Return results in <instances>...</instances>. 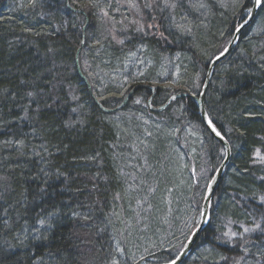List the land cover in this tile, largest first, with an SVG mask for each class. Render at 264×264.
I'll list each match as a JSON object with an SVG mask.
<instances>
[{
	"label": "trees",
	"instance_id": "16d2710c",
	"mask_svg": "<svg viewBox=\"0 0 264 264\" xmlns=\"http://www.w3.org/2000/svg\"><path fill=\"white\" fill-rule=\"evenodd\" d=\"M47 1L42 0L33 7L38 13V17L44 22L35 30V33L42 27H47L57 30L58 36L48 42L37 41L33 45L34 52L26 45H22L18 51L13 50L8 55L0 54V98L3 99L4 95L7 99H14L16 96L26 97L29 93H33L28 96L36 99L37 102L28 104L26 107L25 121L30 119L28 117L31 114L38 113L48 121L51 134L54 137L65 136L67 132L73 135L75 129L72 123L63 121V119L69 120L74 116L72 111H67L72 98H75V109L86 111V113L91 111L90 106L82 99L86 93L93 94L90 100L92 108L96 110H99L96 105L98 103L93 97L97 98L102 105L120 106L126 94L130 92L131 87L129 86L140 84L128 82L134 78L125 77H132V71L135 68L147 70V63L152 61L159 72L153 78H146L142 83L153 86L154 89L136 92L134 96L140 99L139 105L141 106L136 108L135 100L131 97V101L124 105L122 112L130 114L131 117L136 116L137 121L143 118V124H145V128H148L149 133L142 128H136L137 133H134L131 128L123 127L112 132L107 131L103 136L111 138L116 143L118 141L115 137H119L120 130V132L123 131V138L128 139L132 133L133 139L137 136V139L142 141L146 139L147 133L153 135L151 134L153 133L152 129L159 130L156 142L158 141L163 152L157 156L159 144L150 143L149 150L145 147L139 157L144 159L154 157L153 160L158 163V168H162L160 170L161 177H149L152 172H155L150 167L142 169L131 163L128 164V170L125 173H119L116 169L110 170L108 167L98 168L101 175L99 182L102 184L101 192L114 189L115 187L111 186L116 180L119 184L131 189L138 191L141 189L139 193L144 192L143 190L150 188L151 185H156L153 197L148 199V195L146 201L155 207V216L159 222L166 218L167 212L170 210L169 218L172 219L173 224L175 223L174 225H177L176 228L185 241L191 233L195 221L190 219L185 224L189 228L184 229L187 235L184 238L179 230L182 215L178 203H188L187 210L192 212L196 210L197 213H199V203L189 199L186 190L178 185L176 177L179 172L169 162L170 160L178 161L177 156L184 153L191 158L201 159V164L197 163L196 168L189 170L195 176V173L199 171L198 166L202 169L219 166L224 151L211 135L204 134L202 130L198 129L201 126L191 124L195 129L188 126V120L192 121L193 119L200 122L198 115L188 118L183 110L190 108L192 111L198 112L197 104L193 100L179 98L177 101L169 103L164 110L153 111L149 107L148 99L153 96L152 106L159 107L164 105L169 97L177 94L199 95L212 59L223 51L235 29L245 21L243 6L244 4L245 6L249 5L252 0H193L180 10L165 7L163 0H125V5L129 6V9H120L116 3L118 0H111L109 4L116 7L113 17L118 19L119 23L122 21L125 32H127L126 28L128 29V32L119 39L129 41L127 45L130 50L129 52L122 50L120 54L125 61L124 67H112L111 73H108L110 68L98 57L86 63L83 57L82 64L85 63L83 74L86 76V81L78 75L75 69L64 68L69 48H74L81 38L80 28L77 24H72L71 15L59 14L54 17L50 7L46 4ZM132 2L137 4L139 10L130 7ZM145 3H151L152 8H145ZM3 5V0H0V8ZM189 8L190 11H187ZM13 12V8L9 9L6 16L11 18ZM128 16L134 17L129 20ZM89 17L90 25L87 32L100 31L97 28V20L104 16L99 19L98 14ZM135 17L151 21L153 27L149 28L139 21L133 23ZM110 22L116 24L115 20L111 18ZM172 25H176L179 30L171 31L170 26ZM138 27H143L144 31H136ZM131 28L134 29V35L130 32ZM100 32L104 33L103 30ZM10 36L19 40L23 37V33L16 28L10 33ZM111 45L118 46L114 43ZM182 56H186L187 59ZM189 61L192 67L185 71V63ZM162 68H164V72L160 74ZM31 70H41L42 72L37 74L39 78H23L30 74ZM166 71L169 72V75H165ZM175 72L178 73L179 78H174ZM197 72L201 73L202 78H198ZM102 75H106L108 78H102ZM60 95L65 97V103H62L59 109L51 111L47 110L48 105H42L44 96L53 98ZM3 102L6 106L11 104L8 100ZM212 102L217 105V108H210ZM187 103L192 105L188 107ZM131 104H133V108H131ZM206 110L217 130L231 147V162L227 166L226 172L230 169L234 170V165L231 164L237 162L238 166L247 168L244 170L250 174L256 186L264 185V180L257 181L253 175L254 170H260L264 175V144L262 140L264 135V0L255 18L251 19L250 23L241 31L233 51L217 65L206 95ZM100 115L104 118L101 113ZM92 116L93 114L89 117L92 118ZM89 117L84 119L81 117V121L85 123ZM25 121L21 119L23 125H30ZM102 126L105 127L104 124ZM165 133L176 135V137L167 142L163 137ZM25 134L29 133H24L22 128L13 133L0 129L1 229L6 222L10 223L7 232L0 231V264H112L113 260H119L120 264H139L137 259L125 262L121 256H118L113 246H105L98 242V237L111 232V225L105 226L101 230H94L95 224L100 223L106 214H109L114 220L125 218L123 221L131 228L134 227L130 222V218L133 217L132 211L127 213L124 210L125 203L132 199L131 193L122 195V206L114 208L110 206L107 199H98L97 191L94 190L93 196L89 200L90 203L80 201L78 206L81 210L86 209L87 205L94 207L96 219H87L83 226L77 225L74 229H71L66 223H59L45 245L39 244L36 247H24L23 245V247L14 249L16 245H19L20 238H23L24 233L36 228L31 212L34 210L42 212L43 198L52 197L50 186L53 184L63 186L59 174H64L62 172L64 169L44 147L34 146L32 149H28L25 162L22 164L18 161ZM80 139L85 140L81 136ZM6 144L11 145L12 149L14 148L13 156L6 151ZM68 145L62 142L60 148L64 150ZM171 151H175L174 154ZM257 152L260 153L259 156L256 155ZM130 154L132 152H129L128 155L130 156ZM38 159L41 160L40 167L35 162ZM205 159L210 163H205ZM101 164L102 162H98L96 165L100 166ZM55 180L57 181L55 182ZM160 180H162L161 186L163 185L167 190L164 192L165 196L162 192L159 193L161 187H158V181ZM208 182L207 177L199 180L202 188L206 187ZM119 184L117 183V185ZM222 189L239 194L237 187L228 182H222ZM61 195L64 198L73 197L65 190ZM216 195L217 193L212 208L214 214L216 213ZM184 209L185 207L182 211ZM136 217L146 221V233L154 237L152 222L138 213ZM213 226L220 237L215 239L214 235H209L207 226L201 235L203 238L201 242L206 243V247L209 249L217 245L227 250L228 254L231 253L230 248L234 242L240 243L246 235H249L248 232H243L238 224L230 225L223 233L215 219ZM232 232L237 235L230 236ZM226 233L229 235L224 237L223 234ZM177 245L178 242H174L172 243L173 247L163 248V256H160L162 257L160 261H149L145 264L169 263L176 258V255L171 257L172 251L175 248H179L178 251H180V247ZM257 247L264 254V244L260 245L255 242L251 249H257ZM48 249L51 251H47ZM204 252H200L201 254L197 256L193 254L180 264H215V259L210 258L206 251ZM221 257L224 256H220L219 259Z\"/></svg>",
	"mask_w": 264,
	"mask_h": 264
},
{
	"label": "bare ground",
	"instance_id": "6f19581e",
	"mask_svg": "<svg viewBox=\"0 0 264 264\" xmlns=\"http://www.w3.org/2000/svg\"><path fill=\"white\" fill-rule=\"evenodd\" d=\"M41 1L42 0H3L4 5L0 8L1 55H8L13 50L18 51L22 45H26L34 52L33 45L36 44L37 41L40 40L48 42L58 36L57 30L47 27H42L35 33V30H37L39 26L44 23L43 20L38 17V13L33 8ZM192 1L193 0H169V3H175L176 6L173 10H180ZM110 2L111 0H91L89 2L88 0H48L46 2L54 17H57L59 14L71 15L72 24H77L80 28L81 38H79L74 48H69V55L64 61V68L69 67L75 69L78 75L82 78L85 77L83 74V71H85V63L88 61L90 62L95 57H98L110 68L108 73H111L112 67L122 68L125 65V61L120 54L122 50L129 52L130 49L127 45L129 41H124V44L119 43V41L121 37L128 32V29L126 28L127 32H125V26L122 23H119L118 19L113 17L116 7L110 5ZM262 2L263 0H252L249 5L245 6L244 4V20L254 19L262 5ZM116 3L120 9H129V6L125 5V0H118ZM11 8L14 9V12L11 18H9L6 16V12ZM187 11H190V8ZM105 13H107V15H105ZM96 14H98V19L99 17L104 16V18L97 20V28L100 29V31L103 30L104 33L99 30L92 31L90 33L87 32L90 25L89 16ZM171 14L173 15V12ZM133 17L134 16H128V19L130 20ZM110 18L115 20L116 24H112L110 22ZM134 21H139L141 24L146 26L152 25L151 21L144 20L139 17H135ZM16 28L21 30L23 33V37L19 40L10 36V33ZM170 30L178 31L179 29L176 25H172L170 26ZM130 32L134 35L133 28L130 29ZM30 36H34L36 38H32ZM111 43L118 46L116 47L111 45ZM83 57L85 59L84 64H82ZM182 57L187 59L186 56ZM147 66V70H139L135 68L132 71V77H125L134 78L128 82L140 83L135 86H129L131 87L130 92L126 94V100L128 102L131 101V97H133V100H135L134 106L136 108L141 105H139L140 99H137L134 94L139 90H142L143 92L153 90V86H148L142 82L146 80V78H153L159 72L158 68H156V65L152 61L147 63ZM191 67L192 65L190 61L185 63V71H188ZM216 67L217 66L210 68L209 70L207 69L205 81L208 79V76L214 74ZM30 72V74L25 75L23 78H39L37 74H40L42 71L31 70ZM163 72L164 68L161 69L160 74H163ZM165 75H169V72L166 71ZM197 76L198 78H202L200 72H197ZM102 78L108 77L106 75H102ZM174 78H179L177 72L174 73ZM91 95L93 96V94ZM91 95L86 93L82 97L83 101L91 108L89 113H86V111L76 110L74 98L71 99L68 104L67 111H72L74 116L69 120L63 119V121L72 123V126L75 129V134L72 135L67 132L65 133V136L61 137H54L51 134L48 121H46V119L41 117L38 113L31 114V116L28 117L30 119L27 120V122L30 125H23V123H21V119L24 121L26 119V107L28 104L37 102L36 99L31 98L28 95L26 97L23 95L16 96L14 99H7L6 96L3 95V99L0 98V129L13 133L14 131H20L22 128L24 133H29L28 135L25 134V139L22 141L18 161L23 164L26 160L28 149H32L34 146H42L50 152L52 156H54L55 160H57L64 169V171H62L64 174H59L61 180L63 181V186L56 184L50 186V195L52 197L47 199L43 198V204L41 206L42 212H38L36 210L31 212L33 216L32 218L35 220L36 228L32 231L30 230L29 232L24 233L22 235L23 238H20L19 245H16L14 249L23 247V245L24 247H36V245L39 244L45 245L46 241L50 239V234L54 233L59 223H66L69 227H71V229H74L77 225L83 226L87 219H96L94 207L87 205L86 209L81 210L78 206L80 201H83L84 203L87 201L90 203L89 200H91V196H93L95 190L97 191L98 199H107L108 202H110V206L114 208L122 206V195L131 193L132 195L130 196L134 201L132 204H134L137 213L145 219L150 220L154 226L152 229L154 233L153 237L152 235H146L144 230H136L139 227V223L131 221V218L130 222L134 225L132 228L123 221L125 218L114 220L109 214L104 215L103 220L100 223L95 224L94 230H101V228L111 225V232L98 237V242L105 246H113L118 256H121L127 263L128 261L134 259L139 260V264H145L149 261H160L162 259L160 256H163L162 249L167 246L173 247L171 241H164L166 233H169V235H177V247H180V252L178 254H181L183 249L186 247V244L190 241L192 234L199 228L198 237L188 248L185 259L193 256V254L197 256L198 254L200 255L206 251V253L210 255V258L215 259V264H264L263 251H261L259 247L254 250L251 249L252 244L255 242L260 245L264 244V231H261V229H264V204H262L259 199L261 196H264V185L256 186V183L252 181L250 174L245 171L247 168L238 166L237 162L231 164L234 165V170L230 169L226 172V167L221 182L213 188L210 186V182L218 172V168H221V166L213 167L211 169H200L194 176L189 170L196 168L197 163L201 164V159L191 158L184 153L177 156L178 161L170 160L169 164L174 165L179 172L176 177L178 185L186 190V194L189 199L194 201L196 200L197 203H199V213H197L196 210L194 212L190 210L188 211V203L184 204V202H182L178 204L179 211L181 210L182 215L179 230H181L184 238L187 237L184 225L190 219L195 221L193 229L185 241L181 236L180 231L176 228L177 225H174L175 223L173 224L172 219L169 218L171 215L170 210L167 212L166 218H163L160 222L157 220L155 216V207L146 201L147 194L145 190H143L144 192L141 196L139 194L141 189H139V191L131 189L128 186L119 184V182L115 179L117 182L113 180L114 185L111 186L115 187L114 189H108L101 192L102 184L99 182V177L101 175L98 171V168L101 167H108L110 170L116 169L119 173H125L128 170V164L133 163L135 166L142 169L144 167H150V169L155 171L152 172L151 175L148 174L149 177H161L160 170L162 168H158V163L153 160L154 157L151 159H144L136 156L138 155L136 152H144L141 149L142 147H147L149 150V144L156 143L155 140L159 136L158 133H160V131H157L156 129L154 131V129H152L151 131L153 133L151 134L153 135L150 136L152 139L147 136L148 138L146 137V139L140 141L137 139V136L133 139L131 137L132 133L129 135L128 139L123 138V131L120 132L119 130V137H115L118 142L114 143L111 138L103 136L107 131L112 132L123 127L131 128L134 133L136 132V128L145 129L147 132L149 130L147 127L145 128L143 118L137 121L138 118L136 116L133 115V117H131L130 114L122 113L124 111V106H105L102 105L97 98L93 97L95 102L97 101L99 104H96L99 110L92 108L90 100L92 99ZM198 97L199 95L197 94H177L169 97L166 103L159 106L158 109L164 110L167 108L169 103L175 102L179 98H189L193 100L197 104L198 112H194L190 108L182 109L186 112L188 118L198 115L200 122L193 119L192 121L188 120V126L192 129L195 128H193L191 124L194 126H201L198 129L202 130L204 134L211 135L221 145V143L214 137L216 136L215 133L212 132L207 125V119L210 117L209 114L201 113L202 110L198 106L199 103H197ZM64 99L65 97L62 95L53 98L44 96V98H42V105H48L47 110L55 111L60 108L62 103H65ZM152 99L153 96L148 100L152 101ZM7 100L11 103L9 106L4 105L3 102ZM187 105L190 107L192 104L187 103ZM203 105L206 107V102H204ZM134 106L131 104V108ZM212 107L217 108V105L212 102V106H210V108ZM100 113L104 118L101 117ZM91 114H93L92 118L89 117ZM81 117L83 119L89 117V119L83 123L81 121ZM103 124L105 127L102 126ZM153 127L157 128L155 126ZM55 134H57V131H55ZM80 136L85 140L82 141ZM163 137L167 140V142H170L176 137V135L173 136L165 133L163 134ZM262 140L264 144V135ZM62 142L69 144L64 150L60 148ZM10 146L11 145L6 144L5 149L13 156L14 148L12 149ZM129 152H132L130 156L128 155ZM205 160V163H210L207 159ZM222 161L225 162L226 165H229L231 162V160L227 159L226 152L223 155ZM35 162L38 164V167L41 166L40 159ZM98 162H102V164L97 166L96 164H98ZM212 169L214 170L212 171ZM253 175L257 181L264 180V175L260 170H254ZM204 177H207L209 182L206 187L202 188L199 180H202ZM56 181L57 180H55V182ZM223 181L228 182L231 185H235L239 194H235L231 190H223ZM117 183L119 185H117ZM151 187L153 186L151 185ZM208 189L213 192L212 202L208 208L207 219L204 226L200 228V223L202 221L201 215L204 213L203 206ZM64 190L67 194L73 196L71 197L72 199L67 197L64 198L61 195ZM216 193V213L214 214L212 213V208ZM183 207H185V209L182 211ZM165 219H168V221H164ZM214 219L216 220L222 233L232 224H238L242 230H244V228H254L256 224H259L260 229L248 232L249 235H246L240 243L233 241L234 244L230 248L231 253L228 254L227 250L222 249L217 245L214 248L209 249L206 247V243L201 242L203 240L201 235L207 226L209 229V235H214L215 239L220 237V234H217V230L213 226ZM41 220H44L45 223L41 224ZM9 225L10 223L6 222L5 225L2 226V229L0 226V231L2 230L3 232H7ZM98 235L100 234L98 233ZM162 245L164 246L161 247ZM118 248H122L124 251L121 253L117 251ZM147 248L152 249L154 254L145 256ZM47 251L51 250L48 249ZM220 256H224L227 259H219ZM141 257H143V259H141ZM182 262L183 261H181V263Z\"/></svg>",
	"mask_w": 264,
	"mask_h": 264
},
{
	"label": "water",
	"instance_id": "95a60500",
	"mask_svg": "<svg viewBox=\"0 0 264 264\" xmlns=\"http://www.w3.org/2000/svg\"><path fill=\"white\" fill-rule=\"evenodd\" d=\"M251 21V19H249V21L247 23H249ZM245 27V24H243L234 34V37L232 39V41L230 42V44L228 45V47L225 49V51L218 57V59H214L211 62V65L209 67L213 68L215 67L220 61H222L223 59H225L231 52V50L234 48L237 38L239 37L241 31L243 30V28ZM211 76H208V79L205 81L203 90H202V94L200 96V99L198 100L199 103V107L201 108V113L206 114V110H205V106L203 105L205 102V96H206V92L207 89L209 87L210 81H211ZM208 125V124H207ZM224 147L225 151H226V156L227 159L230 160L231 158V149H230V145L221 137V136H214ZM221 168H218V172L215 174L214 178H212L211 182H210V186H212L213 188H215L222 179V176L224 175L225 169L227 167L225 162H222L220 164ZM207 196L205 197V201H204V206H203V212L207 213L208 208L210 207V204L212 202V196H213V192L211 190L208 189V192L206 194ZM207 218L202 219L201 223H200V228L204 226V223L206 221ZM199 234V228L192 234L190 241L186 244V247L183 249V251L181 252V254L178 256L179 259H177V264L181 263V261H183L185 259V255L188 251V248L192 245V243L194 242V240L198 237Z\"/></svg>",
	"mask_w": 264,
	"mask_h": 264
},
{
	"label": "rangeland",
	"instance_id": "374dc122",
	"mask_svg": "<svg viewBox=\"0 0 264 264\" xmlns=\"http://www.w3.org/2000/svg\"><path fill=\"white\" fill-rule=\"evenodd\" d=\"M147 136H151V135H149L148 133L146 134ZM226 136H227V134H226ZM148 138V137H147ZM151 139H152V137H150ZM184 139H185V137H184ZM148 140V139H147ZM156 141V140H155ZM157 144H159L158 143V141L156 142ZM221 146H222V144H221ZM158 151H157V156H160V154L163 152L162 151V148H160V144L158 145ZM142 150L144 149L143 147L141 148ZM222 149H223V151H224V153H225V149H224V147L222 146ZM173 154H174V152L175 151H171ZM138 155H136V156H139L140 155V153L139 152H136ZM150 154V153H149ZM152 155V154H151ZM198 170H200V169H202L201 167H199L198 166V168H197ZM120 170V169H119ZM122 172V171H121ZM161 183H162V180H160V181H158V187L160 188L159 189V193H161L162 192V194L164 195V192H167V190H165V188L166 187H164L163 185L161 186ZM156 186V185H155ZM155 186H153V187H150V188H147L146 190H145V192H146V194H147V196H148V199L149 198H152L153 197V195H154V193H155ZM150 193V194H149ZM141 196H142V194H143V192L142 193H139ZM165 196V195H164ZM132 203H134V201H133V198L131 199V200H129V202H127V203H125V206H124V210L127 212V213H130L131 211H132V213H131V215H133L134 217H132L131 218V221H133V222H138L139 223V227L136 229V228H133V229H136V230H138V229H141V230H144V232H145V234L146 235H148L147 233H146V224H145V220L144 219H140V218H137L136 216H137V211H136V208H135V206H134V204H132ZM178 204H180V203H178ZM168 221V219H165L164 221ZM163 221V222H164ZM187 224V223H186ZM181 226V225H180ZM191 226H192V224H191ZM189 228V226L188 225H184V229H188ZM223 236L224 237H227V235L226 234H223ZM153 238V237H152ZM164 241H167V240H170L172 243H174V242H177L178 241V237H177V235L176 234H171V235H169V233H166L165 234V236H164ZM163 241V242H164ZM164 245H162L161 247H163ZM178 249L179 248H175L173 251H172V254H171V257H173V255H176V257H177V255H178V253L180 252V251H178ZM178 251V252H177ZM151 254H154V252L152 251V249H150V248H147V251H146V253H145V256H148V255H151ZM168 260V259H167ZM185 260V259H184ZM183 260V261H184ZM164 264H166V263H164Z\"/></svg>",
	"mask_w": 264,
	"mask_h": 264
},
{
	"label": "snow or ice",
	"instance_id": "6c2138e0",
	"mask_svg": "<svg viewBox=\"0 0 264 264\" xmlns=\"http://www.w3.org/2000/svg\"><path fill=\"white\" fill-rule=\"evenodd\" d=\"M163 3H164V6H165V7L174 8V7L176 6L175 3H169V0H163ZM130 7H131V8H137V10H139L137 4L134 3V2L130 3ZM144 7H145V8H148V9H151V8H152V4H151V3H145ZM105 15H107V13H105ZM121 23H122V21H121ZM133 23H135V21H133ZM148 27H149V28H152L153 25H148ZM136 31H144V29H143V27H138V28L136 29ZM123 42H124L123 40H120V41H119V43H123ZM217 59H218V57H217ZM28 95L31 96V95H33V93H29ZM74 99H75V98H74ZM207 124H208L210 130H211L212 132H214L216 136H221V133L216 129V126H215V124L213 123V121H212V119H211L210 117L207 119ZM256 155L259 156L260 153L257 152ZM259 199H260V202H261L262 204H264V196H261ZM206 217H207V213H203V214L201 215V218H202V219H204V218H206ZM40 223H41V224H44L45 221H44V220H41ZM256 229H260V225H259V224H256L255 227H254V228H251V229H250V228H244L243 232H245V233H247V232H252V231H255ZM261 231H264V229H261ZM226 235H229V234L226 233ZM236 235H237V233H235V232L230 233V236H236ZM241 235H243V233H241ZM117 251H119V252L122 253V252L124 251V249H122V248H118ZM245 251H246V249H245ZM141 259H143V257H141ZM177 259H179V257H177L176 259H172V260L170 261V264H177ZM221 259H222V260H226L227 258H226V257H221ZM112 264H120V262H119V260H113V261H112Z\"/></svg>",
	"mask_w": 264,
	"mask_h": 264
}]
</instances>
